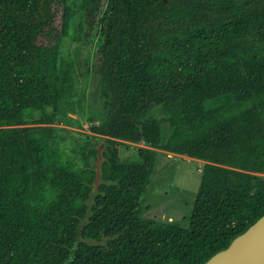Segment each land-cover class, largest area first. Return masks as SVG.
<instances>
[{"label":"trees","instance_id":"trees-1","mask_svg":"<svg viewBox=\"0 0 264 264\" xmlns=\"http://www.w3.org/2000/svg\"><path fill=\"white\" fill-rule=\"evenodd\" d=\"M76 1L101 30L108 113L82 168L51 126L77 107L70 0H0V264H204L264 215V0ZM154 107L174 130L164 149L207 163L188 229L143 218ZM125 143L147 146L139 161Z\"/></svg>","mask_w":264,"mask_h":264},{"label":"rangeland","instance_id":"rangeland-1","mask_svg":"<svg viewBox=\"0 0 264 264\" xmlns=\"http://www.w3.org/2000/svg\"><path fill=\"white\" fill-rule=\"evenodd\" d=\"M70 6V32L63 42L61 58L71 66L72 95L77 107L69 114H61L51 126L59 129L66 159L73 161L77 168H82L84 162L81 147L92 142V137L96 136L92 128L105 124L108 113L104 107L106 98L97 55L102 44L101 30L96 28L89 34L84 26L82 3L70 0ZM149 117L161 124L163 149H152L156 155V164L149 192L143 202V218L188 229L202 181V171L207 163L166 151L164 147L174 136V130L163 108L154 107ZM41 120V113L28 114L26 127L39 126ZM142 148L147 146L125 143L121 148L123 159L128 162L139 161Z\"/></svg>","mask_w":264,"mask_h":264},{"label":"water","instance_id":"water-1","mask_svg":"<svg viewBox=\"0 0 264 264\" xmlns=\"http://www.w3.org/2000/svg\"><path fill=\"white\" fill-rule=\"evenodd\" d=\"M103 145L98 151L96 191L100 188ZM204 264H264V215Z\"/></svg>","mask_w":264,"mask_h":264}]
</instances>
